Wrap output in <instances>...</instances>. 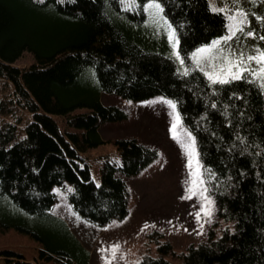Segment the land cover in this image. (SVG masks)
Masks as SVG:
<instances>
[{"label": "trees", "instance_id": "1", "mask_svg": "<svg viewBox=\"0 0 264 264\" xmlns=\"http://www.w3.org/2000/svg\"><path fill=\"white\" fill-rule=\"evenodd\" d=\"M153 3L162 11L149 9ZM226 33L225 13L208 0H0V79L11 86L0 98V206L10 207L0 230L39 243L41 264H87L88 252L51 213L53 188L69 184L72 209L94 225L124 219L122 177L139 174L158 153L117 139V155L101 158L95 183L85 153L104 143L101 123L127 118L100 95L162 97L192 135L218 218L233 227L190 244L181 264H264V80L248 70L213 84L197 63L199 50ZM24 52L34 61L19 68ZM0 260L35 264L8 248ZM137 264L170 263L145 256Z\"/></svg>", "mask_w": 264, "mask_h": 264}, {"label": "rangeland", "instance_id": "2", "mask_svg": "<svg viewBox=\"0 0 264 264\" xmlns=\"http://www.w3.org/2000/svg\"><path fill=\"white\" fill-rule=\"evenodd\" d=\"M208 2L212 10L214 7L226 9L221 12L226 15L227 34L216 40L220 41L219 45L201 48L211 51H199L198 66L209 76L219 71L224 57L238 60L243 56V66L258 72L261 65L248 61L247 57L257 55V50L264 52V0ZM239 13L244 15L240 16ZM229 25L242 31H236L232 39L225 42L223 38L229 34ZM151 27L157 28L155 25ZM33 61L32 55L24 52L14 65L24 68ZM233 71L236 69L233 68ZM8 93L11 94L10 84L5 85V81L0 79V98ZM100 101L104 105L121 108L127 113V118L119 122L101 123L98 131L104 143L85 153L95 183H99L101 158L117 155L114 146L117 139H135L155 149L158 158L138 175L125 178L129 213L125 219L104 227L81 218L71 208L67 199L72 191L69 184L53 188L57 201L52 211L66 221L81 247L88 251L87 264H136L145 256L161 257L170 264H181V254L190 244L206 241L209 234L219 236L224 230H232L230 222L218 218L213 200L206 194L203 184L199 183L202 179L196 152L192 157L182 147L194 145L193 139L182 126L171 101L156 97L132 102L112 94H101ZM23 116L25 118L26 115ZM3 118L11 119L9 116ZM56 120L63 124L60 117H56ZM174 123L177 124L174 130L177 139H173V132H170ZM190 188L195 193L191 199L187 198ZM9 208V205L2 204L0 214ZM3 248L23 253L26 259L35 264L42 263L38 259L39 243L14 228L0 230V249ZM76 254L79 259L83 257L81 249H74ZM72 264L80 263L74 260Z\"/></svg>", "mask_w": 264, "mask_h": 264}, {"label": "snow or ice", "instance_id": "3", "mask_svg": "<svg viewBox=\"0 0 264 264\" xmlns=\"http://www.w3.org/2000/svg\"><path fill=\"white\" fill-rule=\"evenodd\" d=\"M149 9L155 8L158 11H162V9H160V5L158 3H153V4H149L148 5ZM214 11H226V9H216L215 7L213 8ZM240 16H243V13H239ZM236 17H230V19H235ZM244 21L242 20L241 23H243ZM236 31H242V29L240 28H235L233 29L232 25H229V34L224 37V41H228L230 39H232V37L235 35ZM249 35H251V33H249ZM262 39H264V37H262ZM220 44V41H214L213 43V47L217 46ZM201 53L206 52V51H211V49H200L199 50ZM258 54L255 56H248L247 60L248 61H255V63L257 65H261V67L259 68L258 72H251L250 74L253 75L254 78H259L261 80H264V52H261L259 50ZM233 68L236 69V71H233ZM245 71H248V69L246 67L243 66V56L238 59V60H232L229 59L228 57H224V64L220 67L218 72L213 73L212 75H209V79L211 80V82L213 84L215 83H221V84H226L229 83L231 80H239L243 78V73ZM260 87L262 89H264V83H261ZM173 108L175 107L174 105H171ZM177 128V124H173L172 128L170 129V132H173V139H177V136L175 135V129ZM182 147H185L190 156L195 157V151H194V145L193 144H189V145H182ZM198 163V161H197ZM191 160L189 162V167L191 168ZM190 175H192V173H190ZM194 183H197V181H194ZM199 183H202V181H199ZM190 192V195L187 197L189 199L192 198V195H194L195 193L193 192V190L190 188L188 190ZM199 215V214H198Z\"/></svg>", "mask_w": 264, "mask_h": 264}, {"label": "crops", "instance_id": "4", "mask_svg": "<svg viewBox=\"0 0 264 264\" xmlns=\"http://www.w3.org/2000/svg\"><path fill=\"white\" fill-rule=\"evenodd\" d=\"M113 264H119V263H113Z\"/></svg>", "mask_w": 264, "mask_h": 264}]
</instances>
